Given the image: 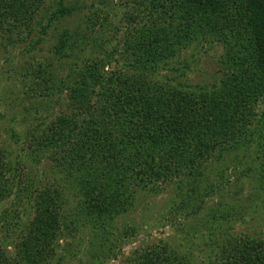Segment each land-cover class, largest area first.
Listing matches in <instances>:
<instances>
[{
	"label": "trees",
	"instance_id": "trees-1",
	"mask_svg": "<svg viewBox=\"0 0 264 264\" xmlns=\"http://www.w3.org/2000/svg\"><path fill=\"white\" fill-rule=\"evenodd\" d=\"M119 7L115 35L98 40L106 27L101 13L99 21L84 18V30L65 27L83 14L76 2L0 0V48L9 54L23 47L29 102L50 110L38 117L34 109L28 149L47 152L51 166L44 170L51 178L36 185L0 140V204L14 193L11 174L27 179L18 189L32 201L26 221L17 211L8 223L7 215L0 264L69 263L59 257L61 242L78 237L90 264H107L118 259L117 244L136 234L116 228L119 221L164 194L171 195L165 206L172 223L191 222L192 233L206 241L188 249L189 257L181 244L165 241L119 264H196L202 250L201 264H264V229L238 231L245 219L237 208H208L222 191L214 180L224 184V167L264 140L257 128L264 0H124ZM47 40L50 53L37 56ZM96 41L111 50L87 54ZM195 45L224 51L212 82H162V72ZM250 173L255 195L264 199V163L242 176ZM181 230L184 240L191 237Z\"/></svg>",
	"mask_w": 264,
	"mask_h": 264
},
{
	"label": "rangeland",
	"instance_id": "rangeland-1",
	"mask_svg": "<svg viewBox=\"0 0 264 264\" xmlns=\"http://www.w3.org/2000/svg\"><path fill=\"white\" fill-rule=\"evenodd\" d=\"M68 1L71 4L78 3L84 11L82 15H77L64 24L67 29L73 31L81 27L84 30L86 22L84 18L89 17L99 21L97 13H101V23H104V18H106L104 32L100 31L96 35L98 40L112 37L115 35V29L120 27L122 9L119 5L124 3V0ZM32 35L35 36L34 38L37 37L34 33ZM47 41L38 47L39 49L43 48V50L41 53H36L37 56L42 57L50 53L51 41H48V43ZM90 49L91 52L93 49L94 53H102L103 55L111 50V45L106 46L101 44L100 41H96L95 44L86 50L87 54H91ZM22 50L23 47H18L11 49L9 54H5L4 50L0 48V140L12 154L13 162L21 169L23 164L28 171L26 173L28 178H33L34 183L38 185L39 181L44 180L46 182L51 178V174L44 172V170L51 167L50 161L47 152H41V154L36 155L32 154L31 150L28 149V138L35 134L30 132L35 124L33 123L35 118L32 115L38 113V110L41 111L38 117L43 116V114L50 115V110L48 108H41V104L36 103L35 100L29 102V80L26 77V72L21 70L23 69L22 66L26 65L25 61H28V59L21 53ZM223 53V49L216 45L206 48H197L195 45L187 49L176 61L171 63L162 72L160 80L166 82L170 78L172 83L173 77H175L176 81H174L176 83L171 84L173 86H181L186 82L194 86H197L196 84H208L212 82L215 73L219 72L218 63ZM40 101L42 100L40 99ZM49 105L52 107L51 103ZM34 109L38 110L35 111ZM260 114L261 117L257 128L259 135L264 139V104L261 106ZM26 156H28L27 159L25 158ZM32 156L33 158H31ZM261 163H264V140L260 148L245 152L236 164H228L227 167H224L226 169L224 184L221 185V183L217 182V179L214 180V183L217 185L216 189L222 191L211 199L208 208L217 203H225L227 207L237 208L240 211V215H242L241 218L245 219L237 224L236 229L238 231L252 233L254 230L264 229V199L260 195H255L254 184L251 180V175L254 173H250L248 177L242 176L248 170H254ZM17 175H10V180L14 187L13 195L7 201L0 204V246L4 243L2 239L4 238L5 228L9 225L8 223H12V217H15V213L17 211L18 213L20 212V217L26 221V217L29 215L28 213L25 216L26 211L32 212V201L27 195L28 192L25 196H22L18 189L24 187L27 179H23L22 181L21 177ZM170 196V194H164L162 197L146 200L144 204L139 205L136 211L119 221L117 227L115 226L116 228L120 231H125L126 229L129 231L134 230L136 234H133L129 240L120 243L121 246L117 244L113 252L118 256V259L110 260L107 264H119L122 256H128L140 247L160 244V242L165 241L181 244L187 250L184 251L187 257L190 256L188 254L189 250L198 251L199 244H202L206 240L201 241L197 233H192L193 231L190 228L191 222L180 220L177 223H172L168 214L169 209L165 206ZM206 212L201 216H205ZM6 217L8 223L5 221ZM181 227L184 230L187 229V232L192 233L190 238L184 240V236L180 234V231H183ZM114 232L115 235L118 234L117 231ZM83 241L81 237H78L61 242L59 257H69V263L64 262L62 264L91 263L88 255H86L87 246H83ZM10 251L12 252V249ZM199 253L195 258L196 264H201L204 260L201 255L203 250L202 252L199 251ZM72 255H74V259ZM56 264L60 263L56 262Z\"/></svg>",
	"mask_w": 264,
	"mask_h": 264
}]
</instances>
